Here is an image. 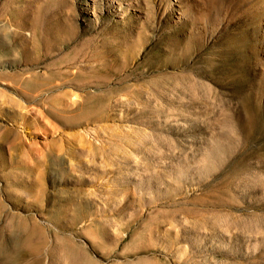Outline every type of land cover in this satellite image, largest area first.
Instances as JSON below:
<instances>
[{
	"label": "rangeland",
	"instance_id": "rangeland-1",
	"mask_svg": "<svg viewBox=\"0 0 264 264\" xmlns=\"http://www.w3.org/2000/svg\"><path fill=\"white\" fill-rule=\"evenodd\" d=\"M264 264V0H0V264Z\"/></svg>",
	"mask_w": 264,
	"mask_h": 264
},
{
	"label": "bare ground",
	"instance_id": "bare-ground-1",
	"mask_svg": "<svg viewBox=\"0 0 264 264\" xmlns=\"http://www.w3.org/2000/svg\"><path fill=\"white\" fill-rule=\"evenodd\" d=\"M14 263H15V262H14ZM16 263H17V262H16ZM16 263H15V264H16Z\"/></svg>",
	"mask_w": 264,
	"mask_h": 264
}]
</instances>
